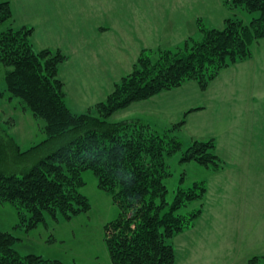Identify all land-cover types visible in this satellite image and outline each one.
I'll return each instance as SVG.
<instances>
[{"label":"trees","instance_id":"trees-1","mask_svg":"<svg viewBox=\"0 0 264 264\" xmlns=\"http://www.w3.org/2000/svg\"><path fill=\"white\" fill-rule=\"evenodd\" d=\"M230 7L257 15L247 23L237 16L227 18L222 29L201 27V38L186 40L178 50L143 51L132 72L96 105L95 116L75 114L67 107L58 78L66 56L49 49L35 51L33 28L15 27L11 1L0 0V64L9 68L6 91L45 122L46 135L45 141L25 151L10 137L0 141V203H11L28 227L44 222L45 215L71 219L90 209L81 194L82 175L90 171L118 210L104 226L111 264H175L172 238L192 229L202 215L201 207L186 208L203 199L206 182L178 187L169 202L164 180L171 172L165 161L180 150L178 138L160 134L139 119H108L188 82L204 92L224 69L252 58L253 45L264 40V0H231ZM41 147L50 150L41 155ZM213 149L212 140L195 141L182 152L180 162L220 171L224 162ZM15 240L0 232V264H63L20 255ZM247 264H264V255L252 256Z\"/></svg>","mask_w":264,"mask_h":264},{"label":"rangeland","instance_id":"rangeland-1","mask_svg":"<svg viewBox=\"0 0 264 264\" xmlns=\"http://www.w3.org/2000/svg\"><path fill=\"white\" fill-rule=\"evenodd\" d=\"M10 1L11 9L13 5L16 9V0ZM66 1L67 14L77 13L84 19L69 21L66 18V21L47 23V29L39 20L31 19L29 24L35 28L31 42L35 51L49 49L66 56L58 67L66 105L75 114L91 113L95 116L96 105L105 102L114 85L132 72L143 51L178 50L186 40L200 39L201 27L222 29L227 18L237 16L247 23L257 15L231 9V0ZM129 16L131 20H128ZM95 25L109 29L93 31ZM117 26L122 31L115 28ZM97 36L100 37L96 39ZM86 40L93 41L89 45L83 43V48H79ZM97 40L103 54L94 53ZM86 48L95 50L85 52ZM252 52V58L224 69L205 92L199 91L195 82L188 83L169 94H159L154 101L134 103L115 113L108 121L116 123L139 119L160 134L169 132L170 136L178 138L180 150L165 161L171 172L164 180L169 191L167 199L172 201L178 187H188L194 182L202 180L207 187L214 185L211 196L208 192L201 201H194L186 208V211H190L201 207L206 214H202L200 220L209 217L213 213L211 209L217 206H243L239 203L241 199L237 197L239 191L236 186L229 189L228 196L220 199L218 185L220 177L236 178L240 168L249 169L250 172L246 174L254 183L258 179L259 188L254 189V198L249 199L247 206L251 205L252 200L254 207L258 208L263 238L258 245L252 246V252L262 255L264 40L254 44ZM8 69L0 64V90L3 91L0 99V141L10 137L20 151H25L45 141V122L34 117L19 99L10 98L5 83ZM198 106H203V109L190 112L191 108ZM210 140L214 143L213 152L224 162L222 170L213 171L194 162H180L182 152L195 141ZM41 148L44 150L39 153L41 155L50 150ZM237 157L248 158L249 165L235 164ZM82 177L85 185L81 188V194L87 198L90 209L71 219H64L60 215L52 219L45 215L44 222L28 227L11 203H0V232H8L16 238L14 249L17 253L59 260L63 264H111L103 238L104 226L116 218L118 210L113 206L110 194L97 187L96 178L90 171L84 172ZM250 197L243 198V201ZM224 215L236 219L237 215L243 214L239 211L233 215L226 210ZM233 218L232 224L235 223ZM228 231L233 232L234 229L228 228ZM193 239L192 234L187 232L172 238L176 264L187 262V246Z\"/></svg>","mask_w":264,"mask_h":264},{"label":"crops","instance_id":"crops-1","mask_svg":"<svg viewBox=\"0 0 264 264\" xmlns=\"http://www.w3.org/2000/svg\"><path fill=\"white\" fill-rule=\"evenodd\" d=\"M67 10H68V5L66 0H16V9L15 6L13 5V10H12L13 21H14V25H17L18 27L25 26V27L33 28V32H32L33 35L35 28L31 26V24H29V21L31 19L39 20L41 24L45 25L46 29H47V23L66 21L67 19H69V21H74V18L75 21H81L82 19H84L82 16H80V14L77 13L76 15L70 13L69 16L67 14ZM78 11H82V10H78ZM14 15L16 18H14ZM88 18L91 17L88 16ZM131 19L132 18L129 16L128 20ZM115 21H119V20L115 19ZM115 28H118L119 31H122L120 26H117ZM96 29L104 30V29H109V27L105 28V27H98V25H95L93 27V31H96ZM117 36L122 37L121 35H117ZM99 37L97 36L96 39H98ZM92 41L93 40L83 41L80 44L79 48H83V43L89 45L92 43ZM98 41L99 40L96 41L97 42L96 51H94L95 48H86L84 51L85 52L94 51V53L103 54V52L98 46ZM236 64L233 66H236ZM188 83H192V82H188ZM178 89L180 88H177V90ZM173 91L174 90L168 91L166 93L163 92L160 94H169ZM158 96L159 94L156 95L155 97H152L151 99H153L154 101L155 98H157ZM201 109H203V106L191 108L190 109L191 111L190 110L189 111L193 112ZM234 163L235 164L240 163L239 166H245L246 164L249 165V159L246 157H237ZM246 172L249 173L250 170L240 168L238 170V174L236 175V178L220 177V182L218 185L220 199L228 196L229 189L236 186V188L239 191V195L237 194V197L241 199L239 203H242L243 206H239L238 208L224 207V206H220V207L217 206L215 208H212L214 211L211 209L213 213L209 217L207 216L204 217L205 219L202 218L200 220L202 216L201 215L192 229L183 232V233L186 232L191 233L192 236L194 237L189 247L187 246L188 248L186 253L187 262L185 264H247V261L252 256H256V254H253L252 252V246L258 245L260 242H262L263 239L260 233L258 208L254 207V203L252 200H251V205L249 207L247 205L249 203V199L254 198V189L259 188V181L257 179L256 183H254L253 179H250V177L246 174ZM233 179L236 180L233 181ZM211 188H214V185L212 187L210 186L207 187L206 194H208L209 192V196H211L212 194ZM250 191H251V195L249 194ZM247 196H251V197L246 199V201L244 202L243 198H247ZM226 210L231 211L233 215L235 213L238 214L240 211V213H242L243 215L242 216L237 215V218L234 219L233 217L224 215V212ZM202 214H204L205 216L206 212L204 213L203 210ZM232 218L235 221V223L233 224H232ZM228 228L234 229V231L233 232L228 231ZM201 246L202 248L200 249ZM243 247H246L244 251H243ZM247 247L251 250H248Z\"/></svg>","mask_w":264,"mask_h":264}]
</instances>
